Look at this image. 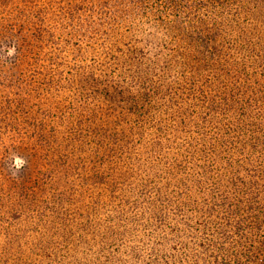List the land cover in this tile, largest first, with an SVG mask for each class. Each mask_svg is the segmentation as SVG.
I'll use <instances>...</instances> for the list:
<instances>
[{"label":"trees","instance_id":"obj_1","mask_svg":"<svg viewBox=\"0 0 264 264\" xmlns=\"http://www.w3.org/2000/svg\"><path fill=\"white\" fill-rule=\"evenodd\" d=\"M0 264H264V0H0Z\"/></svg>","mask_w":264,"mask_h":264},{"label":"rangeland","instance_id":"obj_2","mask_svg":"<svg viewBox=\"0 0 264 264\" xmlns=\"http://www.w3.org/2000/svg\"><path fill=\"white\" fill-rule=\"evenodd\" d=\"M23 163H24V161H23L22 159H20V158H17V159L15 160V166H16L17 168H20V167L23 165Z\"/></svg>","mask_w":264,"mask_h":264}]
</instances>
